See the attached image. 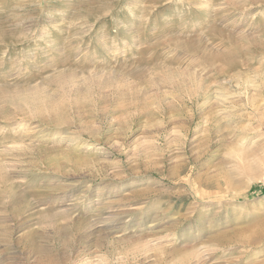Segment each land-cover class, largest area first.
<instances>
[{
    "label": "rangeland",
    "instance_id": "374dc122",
    "mask_svg": "<svg viewBox=\"0 0 264 264\" xmlns=\"http://www.w3.org/2000/svg\"><path fill=\"white\" fill-rule=\"evenodd\" d=\"M0 264H264V0H0Z\"/></svg>",
    "mask_w": 264,
    "mask_h": 264
}]
</instances>
